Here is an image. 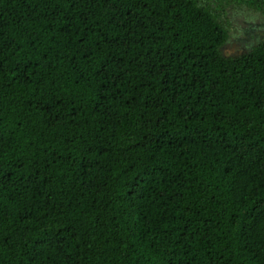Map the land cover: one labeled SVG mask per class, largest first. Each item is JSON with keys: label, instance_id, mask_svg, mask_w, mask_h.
I'll return each mask as SVG.
<instances>
[{"label": "trees", "instance_id": "16d2710c", "mask_svg": "<svg viewBox=\"0 0 264 264\" xmlns=\"http://www.w3.org/2000/svg\"><path fill=\"white\" fill-rule=\"evenodd\" d=\"M205 1L0 0V264H264V34Z\"/></svg>", "mask_w": 264, "mask_h": 264}, {"label": "flooded vegetation", "instance_id": "af4514ba", "mask_svg": "<svg viewBox=\"0 0 264 264\" xmlns=\"http://www.w3.org/2000/svg\"><path fill=\"white\" fill-rule=\"evenodd\" d=\"M228 18V13L226 12ZM238 16H233L231 19H225L222 15L223 20L233 28L231 34H228V38L224 45L231 48L233 46L234 52L229 54V57H238L247 53L250 48L255 45L264 34V18H255L253 21H238ZM229 32V31H228ZM230 33V32H229Z\"/></svg>", "mask_w": 264, "mask_h": 264}, {"label": "rangeland", "instance_id": "374dc122", "mask_svg": "<svg viewBox=\"0 0 264 264\" xmlns=\"http://www.w3.org/2000/svg\"><path fill=\"white\" fill-rule=\"evenodd\" d=\"M205 2H208V0H206ZM210 3H214L216 6H219L220 9L223 10V12H227L228 18L231 19L233 16H238V21L241 20V22L243 20L245 21H253L255 18H264V12L262 10H258L253 6L247 5L246 3H243L241 1H235V0H210ZM208 2V4H210ZM225 19H228L226 17V15H224ZM219 21L221 22V24L225 25L226 28L228 29V31L230 32L229 34L232 33L233 28L230 27L229 22L226 23L222 17H219ZM222 53L224 54V56H229V54H232L234 52L233 46H231V48L226 47V45L222 46L221 49Z\"/></svg>", "mask_w": 264, "mask_h": 264}]
</instances>
